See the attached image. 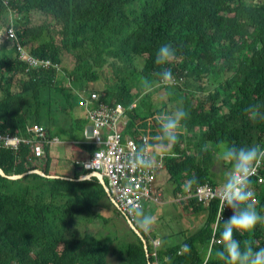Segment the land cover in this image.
<instances>
[{
	"label": "trees",
	"instance_id": "1",
	"mask_svg": "<svg viewBox=\"0 0 264 264\" xmlns=\"http://www.w3.org/2000/svg\"><path fill=\"white\" fill-rule=\"evenodd\" d=\"M0 21H5L6 43L15 21L32 56L62 66V72L28 74L17 48L8 43L13 57L0 58L4 137L30 140V129L39 126L51 141L59 138L63 146L94 154L96 148L87 144L91 124L77 91L99 94L111 107L123 106L129 116L124 137L139 145L155 134L152 117L157 112L183 106L189 113L186 131L175 156L165 154L161 171L176 197L188 187L208 185L218 192L223 177L217 172L216 146L221 141L264 148V0H0ZM165 43L177 49V59L166 67L178 84L145 93L141 78L159 80L155 54ZM99 83L103 90L95 87ZM161 92L166 101L156 108ZM254 105L260 106L255 119L246 111ZM52 148L36 160L31 146L15 150L0 144V170L6 176L0 175V264H112L111 257L119 264H223L216 256L219 244L210 252L214 236L219 237L214 229L218 199L208 208L196 201L181 205L206 214L203 226L183 246L155 248L156 238L142 232L146 248L97 178L81 181L90 174L75 163H70L71 178L52 171ZM193 177L197 183H187ZM251 186L254 206L264 216V183L251 180ZM108 211L124 218L133 241L120 244L90 233L89 226L111 221ZM229 215L231 210L225 219ZM236 239L264 247V223L250 233H237Z\"/></svg>",
	"mask_w": 264,
	"mask_h": 264
},
{
	"label": "clouds",
	"instance_id": "2",
	"mask_svg": "<svg viewBox=\"0 0 264 264\" xmlns=\"http://www.w3.org/2000/svg\"><path fill=\"white\" fill-rule=\"evenodd\" d=\"M176 59L177 49L171 43L158 47L155 63L161 66V71L156 73L159 80L149 81L142 77L140 84L145 93L152 92L154 87H168L175 83L171 69L166 66ZM246 111L255 119L259 115L260 106H251ZM188 118L189 113L183 106L173 111L157 112L152 117L156 125L155 134L143 138V143L130 153L126 166L134 171L148 172L158 166L163 155L175 156L173 150L186 131L184 122ZM216 148L217 162L223 166V180L217 190L219 215L216 223L219 229L220 248L216 251V256L223 264H264V247L257 249L251 240L236 239L237 233L241 235L250 233L258 224L264 223V216L254 206L255 192L250 179L261 162H264V148L259 145L237 147L223 141L218 143ZM202 150L207 152L208 145L204 144ZM100 155L98 151L95 161ZM187 183L196 184L197 180L193 177ZM226 208L231 210V215L227 219L224 217ZM126 214L136 225L137 230L143 233L150 232L156 222L154 215L146 213L143 207L136 203L126 205Z\"/></svg>",
	"mask_w": 264,
	"mask_h": 264
},
{
	"label": "built area",
	"instance_id": "3",
	"mask_svg": "<svg viewBox=\"0 0 264 264\" xmlns=\"http://www.w3.org/2000/svg\"><path fill=\"white\" fill-rule=\"evenodd\" d=\"M12 16L16 17L15 14H12ZM11 25L7 36L8 41L17 48L19 61L28 67V74L53 70L62 72L61 65L51 60H40L32 56L23 46L18 36L15 21ZM174 84H178L177 80H175ZM76 93L80 97L81 107L86 110L87 119L91 124L92 131L90 132L89 130L87 133V144L95 147L96 151L87 159L77 160L75 164L82 172H87L90 174L89 176L97 177L101 183L105 184L104 187L113 204L130 223L134 224L126 214V205L136 203L144 209L145 203L154 204L160 202L156 183L158 182L160 172L165 168V155L160 157L158 166L148 172L129 169L126 166V161L130 153L140 145L135 139H126L124 137V129L129 123L126 109L123 106L111 107L103 104L102 97L99 94H91L90 92L81 93L78 91ZM30 134L33 135V139L30 140L0 135V144H4L7 148L15 150H19L23 145L31 146L33 157L36 160L46 157V147L64 145L59 138L51 141L47 130L39 126L30 129ZM9 139L10 142H8ZM98 151L101 155L95 161ZM261 168L262 162L250 178L251 180H255L257 184L264 183V178L261 176ZM252 184L253 186L255 185V183ZM217 199L219 200L218 192H215L207 185L198 188L188 187L183 193L179 194L175 201L179 205L196 201L208 208ZM228 212H230V209L226 208L224 216ZM214 229L217 231V223L214 225ZM215 243L219 244L216 236H214L211 242L210 252ZM184 249L186 250V248Z\"/></svg>",
	"mask_w": 264,
	"mask_h": 264
},
{
	"label": "crops",
	"instance_id": "4",
	"mask_svg": "<svg viewBox=\"0 0 264 264\" xmlns=\"http://www.w3.org/2000/svg\"><path fill=\"white\" fill-rule=\"evenodd\" d=\"M13 57V53L11 52L10 45L6 43V38L3 35V32L0 34V58ZM1 78V77H0ZM1 92V90H0ZM83 110V116L87 119V112ZM91 130V126L89 127ZM72 146V145H69ZM51 156L57 160L59 163L68 162V160H84L91 156V154L84 149L79 147H68L66 146H56L51 149ZM54 173H56L55 167L52 169ZM64 171V170H62ZM68 172H64V175L67 176ZM70 177V176H67ZM71 178V177H70ZM162 180L166 184V190L158 189V182ZM168 177L166 172H160L158 177V182L156 183V190L159 193L160 200L162 199L161 208L157 210H153L157 205L152 203L148 206V208L144 207V211L156 217V222L150 232L147 234H152L156 238L158 247L162 250H167L169 248H173L176 246H183L184 242L188 235H192L195 232L199 231V229L203 226L206 221V214L195 213L191 210H186L182 208L181 205L177 204L175 199V187L168 183ZM161 188V186H160ZM162 196V198H161ZM151 207L152 210H148ZM147 210H146V209ZM124 220V218H121ZM168 220L170 223L174 225L176 221L177 226L173 228L166 227L164 224L167 223ZM129 223V222H128ZM154 245V240H153ZM155 247V245H154ZM156 248V247H155Z\"/></svg>",
	"mask_w": 264,
	"mask_h": 264
},
{
	"label": "rangeland",
	"instance_id": "5",
	"mask_svg": "<svg viewBox=\"0 0 264 264\" xmlns=\"http://www.w3.org/2000/svg\"><path fill=\"white\" fill-rule=\"evenodd\" d=\"M4 28H5V21H2V22L0 21V34L4 31ZM95 87L98 88L99 90H103V88H105V86L102 83L96 84ZM165 98H166V96H165L164 92H161L160 94L157 95V97H155L156 108H158V107L161 108L162 106H164L165 101H166ZM53 159H54L53 167H57V170H56L57 173L64 174V172H68L66 175L72 176L73 165L71 166L70 163L74 164L76 162V159L73 161L68 160V162H63V163H59V160H57L55 158H53ZM62 170H64V171H62ZM217 172H219L222 175V172H223V166L222 165H220L218 167ZM168 183H171L173 185V183L170 180H168ZM158 184H160V186H161V188H160V186L158 185L157 188L159 190L163 189V188H164L163 190H166V184L162 180H160L158 182ZM159 193H160V191H159ZM161 198H162V196H161ZM161 203H162V199L160 200L159 203H154L157 205V207H154L153 210L160 209ZM151 205H152L151 207H153V204H151ZM151 207H149L148 210H152ZM146 213H148V211ZM105 215H106V218L107 217L112 218L111 221L109 223H98V222H96V224L89 226L90 233L95 234L98 238H101V239H108L109 238L111 240H115L116 242H118L120 244L128 243L129 241L134 240V237H133L134 235L130 232V228H129L130 226L126 225L125 224L126 222L124 220L120 219L118 216H115V213L112 211L105 212ZM166 221H167V223L164 224L166 227L173 228V227L177 226L176 221L174 222V225L172 223H170L168 220H166ZM142 235H143V233H142ZM154 245L156 248L158 247L157 241H155V240H154ZM111 262H112V264H119L118 259H116L115 257H111Z\"/></svg>",
	"mask_w": 264,
	"mask_h": 264
},
{
	"label": "water",
	"instance_id": "6",
	"mask_svg": "<svg viewBox=\"0 0 264 264\" xmlns=\"http://www.w3.org/2000/svg\"><path fill=\"white\" fill-rule=\"evenodd\" d=\"M91 131H92V130H90V132H91ZM34 174L40 175V176H42V177H45V175H44L42 172H34ZM0 175L3 176V177H6L5 174L3 173V171H1V170H0ZM23 178H24V176H21V177H13V178H11V179H12V180H21V179H23ZM93 178H95V177H94V176L83 177V178L81 179V181H90V180H92ZM50 179H55V178H50ZM101 184H102L103 186L105 185L104 183H101ZM129 223H130V222H129ZM130 225H131V228L135 231V233H136L139 237H141V239L143 240V242L145 243L146 248H147V242H146V240L144 239L142 233H141L140 231L137 230V228H136V226H135L134 224L130 223Z\"/></svg>",
	"mask_w": 264,
	"mask_h": 264
},
{
	"label": "bare ground",
	"instance_id": "7",
	"mask_svg": "<svg viewBox=\"0 0 264 264\" xmlns=\"http://www.w3.org/2000/svg\"><path fill=\"white\" fill-rule=\"evenodd\" d=\"M8 42V41H7ZM9 43V42H8ZM49 72V71H48ZM2 136V135H1ZM4 137V136H3ZM95 178H97V177H95Z\"/></svg>",
	"mask_w": 264,
	"mask_h": 264
}]
</instances>
